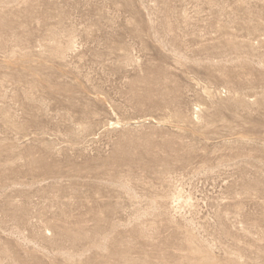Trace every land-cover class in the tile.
I'll use <instances>...</instances> for the list:
<instances>
[{
  "label": "rangeland",
  "instance_id": "374dc122",
  "mask_svg": "<svg viewBox=\"0 0 264 264\" xmlns=\"http://www.w3.org/2000/svg\"><path fill=\"white\" fill-rule=\"evenodd\" d=\"M0 264H264V0H0Z\"/></svg>",
  "mask_w": 264,
  "mask_h": 264
},
{
  "label": "bare ground",
  "instance_id": "6f19581e",
  "mask_svg": "<svg viewBox=\"0 0 264 264\" xmlns=\"http://www.w3.org/2000/svg\"><path fill=\"white\" fill-rule=\"evenodd\" d=\"M200 255H201V254H200ZM202 256H203V255H202ZM202 256H201V257H202ZM206 256H209V255H206Z\"/></svg>",
  "mask_w": 264,
  "mask_h": 264
}]
</instances>
